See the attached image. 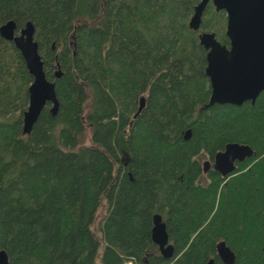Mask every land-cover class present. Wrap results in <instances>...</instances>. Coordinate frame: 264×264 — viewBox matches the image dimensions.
Segmentation results:
<instances>
[{"label": "trees", "instance_id": "16d2710c", "mask_svg": "<svg viewBox=\"0 0 264 264\" xmlns=\"http://www.w3.org/2000/svg\"><path fill=\"white\" fill-rule=\"evenodd\" d=\"M200 1L0 0V26L33 24L59 103L22 134L32 77L0 37V250L8 264H222L221 241L234 264H264V91L253 105L206 107L198 35L229 41L226 15L211 3L200 29L189 28ZM86 130L90 145L79 147ZM230 143L254 155L227 178L204 171L202 161ZM156 214L174 248L169 259L151 239Z\"/></svg>", "mask_w": 264, "mask_h": 264}, {"label": "water", "instance_id": "95a60500", "mask_svg": "<svg viewBox=\"0 0 264 264\" xmlns=\"http://www.w3.org/2000/svg\"><path fill=\"white\" fill-rule=\"evenodd\" d=\"M211 3L216 12L226 15L225 35L229 46L222 45L213 33H200L199 44L206 51L205 75L209 80L211 94L206 107L214 105H231L240 107L249 102L253 105L264 91V0H201L194 7L188 26L198 31L207 5ZM14 21L0 26V37L14 45L20 52L32 83L28 87V107L22 116V134L30 135L43 109L50 105L49 112L55 116L58 112V100L55 83L47 79L44 65L39 54V46L35 41V28L31 22L16 32ZM58 79L60 70L54 74ZM144 106V98L139 101L140 112ZM190 131L185 134L189 139ZM253 150L237 143L225 145L223 151L214 157L212 168L223 178L232 175L236 163L252 158ZM209 163H205L208 166ZM151 239L157 246L160 255L169 259L174 255V248L169 243L166 226L160 215L152 218ZM216 254L222 264H234L235 255L221 241L216 245ZM0 264H8L6 253L0 250ZM206 264H214L209 260Z\"/></svg>", "mask_w": 264, "mask_h": 264}, {"label": "rangeland", "instance_id": "374dc122", "mask_svg": "<svg viewBox=\"0 0 264 264\" xmlns=\"http://www.w3.org/2000/svg\"><path fill=\"white\" fill-rule=\"evenodd\" d=\"M90 139H91V136H90V131L89 130H86L85 131V134H84V137L82 139V142L81 144L79 145V147H82V146H89L90 145ZM206 160H203L202 161V164L205 162ZM106 212V204L103 203L102 204V207L100 209V211L98 212V215H97V219L95 221V224H94V229L95 231L97 230V225L99 224V222L102 220L104 214Z\"/></svg>", "mask_w": 264, "mask_h": 264}, {"label": "flooded vegetation", "instance_id": "af4514ba", "mask_svg": "<svg viewBox=\"0 0 264 264\" xmlns=\"http://www.w3.org/2000/svg\"><path fill=\"white\" fill-rule=\"evenodd\" d=\"M205 163H209V162H205ZM205 163H203L204 171L208 170L209 168H212V163H213V162H212V163H209L208 166H205V165H204ZM235 165H236V164H235ZM212 169H213V168H212ZM213 170H214V169H213ZM221 177H222V176H221ZM228 177H229V176H228ZM222 178H223V177H222Z\"/></svg>", "mask_w": 264, "mask_h": 264}, {"label": "built area", "instance_id": "2783aa9c", "mask_svg": "<svg viewBox=\"0 0 264 264\" xmlns=\"http://www.w3.org/2000/svg\"><path fill=\"white\" fill-rule=\"evenodd\" d=\"M126 264H132L131 262H128V263H126Z\"/></svg>", "mask_w": 264, "mask_h": 264}]
</instances>
